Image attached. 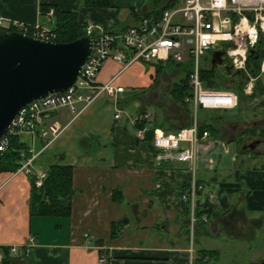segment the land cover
Listing matches in <instances>:
<instances>
[{"label": "crops", "instance_id": "0c3cea01", "mask_svg": "<svg viewBox=\"0 0 264 264\" xmlns=\"http://www.w3.org/2000/svg\"><path fill=\"white\" fill-rule=\"evenodd\" d=\"M154 2L110 0L109 7H92L83 0H0V12L32 26L49 24V12L57 6L78 11L85 24L118 32L136 24L137 14L150 11ZM142 62L135 61L118 76L115 83L125 91L118 93L117 102L102 94L78 116L69 108L46 114L43 126L57 123L64 127L48 146L40 129L34 137L22 133L36 155L34 173L18 170L0 174V245L19 249L14 255L6 248V260L0 264H189L191 246L180 241L178 229L182 223L190 237L192 209L182 197L190 176L188 165L163 161L157 166L156 149L136 136L140 116L154 105L147 93L143 96L135 89L134 71L144 76L155 73V66L149 69ZM119 68L116 60H107L96 84L107 82ZM263 73L258 91L264 89ZM138 94L142 101L131 105ZM252 100H259L262 108L256 111L264 112V94ZM117 109L122 110L119 118H115ZM257 115L245 120L199 118L201 132L209 130L211 134L201 138L198 148L197 176L203 188L195 202L196 213L202 212L196 223L202 234L198 248L194 247L197 260L224 264L223 255L230 245L236 255L234 264L264 260V143L248 146L257 136L250 130H264V114ZM206 123L215 129L207 128ZM191 124L189 114L182 110L159 117L154 114L150 127L171 135ZM56 163L73 166L71 215H31L32 178ZM114 190L120 191L117 199L113 198ZM117 220L123 221L122 230L111 238V222ZM104 253L108 255L106 263L100 261Z\"/></svg>", "mask_w": 264, "mask_h": 264}, {"label": "built area", "instance_id": "2783aa9c", "mask_svg": "<svg viewBox=\"0 0 264 264\" xmlns=\"http://www.w3.org/2000/svg\"><path fill=\"white\" fill-rule=\"evenodd\" d=\"M53 14V9L49 12ZM0 27L14 28L24 34L46 41H56L57 33L52 24L36 23L32 26L19 21L7 19L0 12ZM30 33V34H29ZM85 34L92 41V50L81 71L71 87L65 91L52 92L29 102L20 110L13 121L9 132L0 141V152L9 145V135L29 133L33 137L41 131L46 137L47 146L64 130V127L53 123L44 125V115L51 111L69 108L78 116L88 108L100 95L108 94L115 102L118 93L125 91L124 86L115 82L118 76L135 61L148 63L192 61L190 74L192 94L186 99L195 106L194 122L181 128L175 134H165L154 130L152 145L156 149V165L163 161L182 162L188 165L190 172L188 189L183 193V200L189 202L192 209L191 225L195 227L198 220L195 214V202L199 191L203 188L198 181V148L201 138L210 137V131L201 132V124L197 117L200 108L209 110H230L239 107L240 95L236 90L228 88H212L204 85L201 78L200 60L208 59L215 50H224L230 64L237 70L248 72L247 59L260 36L264 35V0H177V5L167 8L159 21L142 16L136 24L123 31L111 32L103 26L87 23ZM130 52V53H129ZM129 53V54H128ZM109 59L120 64L117 74L107 82L97 85V77ZM226 62V61H225ZM264 72V63L262 65ZM250 75V74H249ZM257 76L250 75L245 92L251 94ZM121 109H117L115 118L121 117ZM147 124L139 128L136 136L144 140L154 115L145 111L140 116ZM22 152L23 159L19 171L33 174L32 162L36 155ZM46 172L36 177V185L42 186ZM207 220V218H204ZM33 242V238L30 239ZM6 248L17 255L19 249L15 245H0V261L6 260ZM193 253V248L190 249ZM207 260V256H201ZM101 262H108V255L100 256Z\"/></svg>", "mask_w": 264, "mask_h": 264}, {"label": "trees", "instance_id": "16d2710c", "mask_svg": "<svg viewBox=\"0 0 264 264\" xmlns=\"http://www.w3.org/2000/svg\"><path fill=\"white\" fill-rule=\"evenodd\" d=\"M164 0H155L153 8L150 11H145L137 14L139 19L142 16H148L154 21H159L163 11L167 8L177 5V0H168L165 4ZM87 6L92 7H109L110 0H83ZM43 8V7H42ZM49 11L50 7H46ZM47 13V12H46ZM54 27V30L57 32L58 42H70L76 40L85 35V23H83L79 18V12L75 10H62L57 6L53 7V14L50 18V23ZM8 30H16L14 28H3L0 27V33L6 32ZM30 34V33H29ZM254 53L248 56L247 66L252 74L255 76L260 75L262 62L264 61V35L260 36L258 43L254 48ZM161 63H155L158 72L161 71ZM167 64H175L182 67L183 63H175L169 61ZM189 67L183 69V77L176 81L171 89L173 98L178 101L180 104H185V97L192 94L190 86V74L193 70L192 61L187 63ZM216 69L211 68L207 70L201 69V78L203 83L207 87L212 88H223L224 83L222 81H217L215 78ZM262 85V81L259 78L257 84L253 89L251 95H248L249 98H254L257 94H264V89L258 91L257 87ZM229 89V88H228ZM240 98L245 97L243 87L237 89ZM247 96V97H248ZM246 98V97H245ZM147 122L144 120L139 124V128L144 127ZM207 128L215 129V125L211 123L204 124ZM146 132L144 141L150 147L152 145V138L154 134V128ZM202 131V126L200 127ZM254 132V130H250ZM264 133V130L262 131ZM10 141L8 147L0 152V174L1 173H13L16 172L23 159L22 152H26L29 156L31 155L30 147L28 143L24 140L22 134H10ZM36 176L32 178L31 181V196H30V214L36 216H64L68 217L71 215L72 211V199L75 194V188L73 183V166L69 164H52L46 170V177L43 181L42 186H37ZM185 189H188V184L185 186ZM120 193L119 190L113 191V198L117 199V194ZM122 196V195H121ZM201 215L202 212L196 213ZM123 221L117 220L111 222V238L117 237L122 230Z\"/></svg>", "mask_w": 264, "mask_h": 264}, {"label": "water", "instance_id": "95a60500", "mask_svg": "<svg viewBox=\"0 0 264 264\" xmlns=\"http://www.w3.org/2000/svg\"><path fill=\"white\" fill-rule=\"evenodd\" d=\"M91 50L92 41L86 35L70 42H58L20 31L0 33V141L29 102L71 87ZM254 51L251 49L249 55ZM224 56V50L212 52L213 69L224 61L229 63ZM227 66L231 70L232 66Z\"/></svg>", "mask_w": 264, "mask_h": 264}, {"label": "rangeland", "instance_id": "374dc122", "mask_svg": "<svg viewBox=\"0 0 264 264\" xmlns=\"http://www.w3.org/2000/svg\"><path fill=\"white\" fill-rule=\"evenodd\" d=\"M168 0H164L163 3L165 4ZM7 18V17H6ZM8 19V18H7ZM86 26V25H85ZM57 33V32H56ZM57 39V37H56ZM191 62V60H187L186 62L183 63L182 67L177 66L175 64H167L166 62L161 63V71L158 72L156 65L152 64V63H148V62H142L143 64H146L147 67L150 69L151 66H155V73L153 76L147 75L144 76L142 73H139L137 71H134L133 74V78L135 84L137 85L135 87V89L138 91L137 93H140L141 95L144 96L145 93H147V95L149 96V100L154 104L152 105L150 108V112L154 115L156 114V116L158 115L161 116L164 113H169L170 111L172 112H178L179 111H185L187 114H189V118L192 121V123L194 122L195 119V106L194 104H192V102H190L189 100H187L186 98L188 96L185 97V104L182 105L180 104L178 101H176L171 93V89L173 84L176 81H179L182 77H183V71L182 68L185 69L187 67H189V63ZM229 64V67L232 66L231 70L227 69V65ZM200 66L203 70H207L209 68H211V55H208V59H206L205 57H202L200 60ZM147 68V69H148ZM154 69V68H153ZM133 68H130L129 71H132ZM233 70V71H232ZM237 69H235L233 67L232 64L224 62L222 64V66H218L216 68L215 71V78L217 81H222L224 83V89L225 88H229L232 90H236L243 87V91L245 93V97L241 98L240 101V105L242 103V106H245L247 108L244 107H237L233 110H207V109H202L200 108L197 112V117L198 120L199 118H202L205 115H208L211 119L212 118H217V120H221V121H225V120H233L234 118H236V120H242V119H246V116H249L248 119H252V117L254 116V113L258 114L260 117L264 114V112H260V111H256V109L258 108H262L260 105V101L259 100H252L251 98L247 97L248 95L251 94H247L245 92V87L246 84L249 81L250 75H253L251 73V71L248 68V72L246 71H242V73H237ZM147 73V72H146ZM145 73V74H146ZM148 74V73H147ZM250 74V75H249ZM254 76V75H253ZM136 79H139L138 81H136ZM262 79L264 80V73H263V77ZM236 84H238V86H236ZM257 84V81H255L253 89L255 88ZM132 89V88H129ZM238 92V91H237ZM138 94V95H140ZM141 95L135 99L132 100V104L134 105L135 102H141L142 99ZM259 106V107H257ZM257 115V116H258ZM236 122V121H233ZM257 135L255 136V139H259L260 137L263 139L262 142L264 143V133L263 132H259L258 130L254 131ZM254 137V136H253ZM251 138V141L255 140L254 138ZM25 138V136H24ZM246 140V139H245ZM242 148V147H241ZM185 225H183L181 223V227L179 225L178 229L181 228V238L180 241L185 242L190 249L193 248L194 251V247L198 248V239H202V234H199L197 231V226L195 225V227H193L191 224H189V228L191 229V233H190V237H188V235H185V229H184ZM152 232H155L156 229L155 228H151L150 229ZM148 234V232H146ZM262 238V237H261ZM259 238V239H261ZM165 240H167V238H165ZM209 242H211L212 244L218 243V241H213V240H209ZM252 247H256V243L252 242ZM229 249L225 250L224 252V258L222 259V262L225 264H234L235 260L234 258H236V255L234 254V252H232V246H228ZM260 247H262L260 245ZM196 250V249H195ZM200 255V254H199ZM252 255V252H251ZM255 256V254L253 255ZM261 255H258L257 257H259ZM198 257V251H194L193 253L189 254V264H216L215 261H211L207 260L205 261H201V260H197ZM257 257H253V258H257ZM201 258V256H200ZM246 261L245 259H243V262ZM260 262H255V264H259Z\"/></svg>", "mask_w": 264, "mask_h": 264}, {"label": "flooded vegetation", "instance_id": "af4514ba", "mask_svg": "<svg viewBox=\"0 0 264 264\" xmlns=\"http://www.w3.org/2000/svg\"><path fill=\"white\" fill-rule=\"evenodd\" d=\"M233 71V70H232ZM236 86H238V84H236ZM262 138L260 137L259 139H255L254 142L250 143L248 146L251 147L252 145H254L255 143H258L257 141H261L262 142ZM259 264H264V260H262Z\"/></svg>", "mask_w": 264, "mask_h": 264}]
</instances>
